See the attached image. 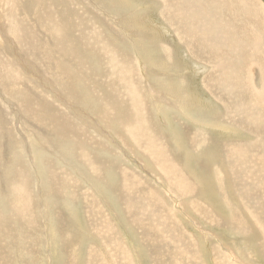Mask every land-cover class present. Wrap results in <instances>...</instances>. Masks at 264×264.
Wrapping results in <instances>:
<instances>
[{
  "label": "rangeland",
  "instance_id": "1",
  "mask_svg": "<svg viewBox=\"0 0 264 264\" xmlns=\"http://www.w3.org/2000/svg\"><path fill=\"white\" fill-rule=\"evenodd\" d=\"M35 1L34 8H31L34 20H30L22 18L17 12L19 0L12 3L0 0V25H5L1 33L2 51L6 52L8 46L9 52L14 54L7 53L4 59L0 57V114L7 118L5 129L0 127V165L7 158L8 162H15L17 166V169H11L14 174L10 170L5 173L6 183L13 180V184L6 187L7 193L3 196L0 194V264H264V169H194L195 172L187 169L184 173H178L175 169H160L157 159L154 164L150 155L136 141L129 143V140L138 139L137 136L126 140L124 135L133 130L147 131L148 142L154 144L151 149L155 151L154 156H157L156 153H162L159 156L166 153L167 158L175 161L186 153L191 158V155L204 154L206 160L211 161L217 154L222 157L220 153L224 146L245 143L247 137L213 130L210 125H202L186 114L182 117L169 107H166L168 115L165 118L158 108L148 106L149 87L159 73L152 80L143 77V61L133 53L134 48L122 30L118 31L125 42L120 46L106 35L105 27L97 26L96 19L92 20L89 12H82L85 13L82 18L80 10H86L82 0H56V3L54 0H44L47 2L44 5L39 3L42 0ZM157 1L156 8L151 10H145L136 3L135 9L126 7L124 13L122 10V14L118 12L120 15L115 16L109 10H102L100 14L106 19L107 27L113 20L119 22L117 19H122V15L129 17L132 12L135 17L133 22L142 20L148 28L151 26L150 31L159 29L161 37L157 39L168 46L173 58L189 64L183 76L180 75L181 85L191 84V93H196L201 98L200 102L205 103L208 94L201 85L205 69L195 66V63L199 67L202 64L195 62L194 57V60L191 56L189 58L176 34L167 27L166 31L165 21L160 14L162 1ZM93 2L97 3V0ZM257 2L263 4L264 8V0ZM56 8H59L57 13ZM64 9H71L70 18L65 17ZM51 19L57 20L50 23ZM94 26L100 32L96 33ZM112 26L119 28L114 22ZM35 29L39 35L43 33L41 43L29 32ZM69 33L77 36L78 45L74 44L76 42L69 37ZM15 34H19L17 38ZM100 37L105 40L102 47L97 44ZM79 45L84 51L82 54ZM106 45L114 49L113 53H116L113 48L116 47L123 57L128 58L126 60L132 69L133 65L136 66L134 58L138 59V71L135 69L134 72H137L141 82L136 84L138 86L133 93L139 95L140 111L131 105L129 89L118 84L117 67L121 61H110L111 57L105 56ZM34 50L41 53V60H36L39 56L36 58L35 52L31 55L30 52ZM160 50H153L148 59H157ZM106 51L110 50L107 48ZM7 57L10 61L15 57L22 58L27 63V72L22 73L15 64H10ZM145 81L147 85L149 82L147 90L137 91L140 90L136 89L139 86L144 88ZM77 83L82 88L77 87ZM50 85L57 94L46 91L50 90ZM153 85L154 89H150L152 96L169 97L160 94L158 86ZM81 89L83 97L82 91H79ZM33 94L41 96L40 100L32 98ZM126 97L130 100H126ZM36 109L41 112L37 117L33 114ZM72 109L78 110L79 115H75ZM194 110L191 111L192 115L199 119L206 118L207 122L205 119L203 122L207 124L217 121L211 108ZM42 118H46V121L42 122ZM143 119L145 122L142 123ZM27 121L35 125H30L32 130H27ZM176 121L185 122L192 129L181 139L182 150H178L172 142V129ZM126 122L129 127L125 126ZM38 124L40 131L44 130L42 133L47 130L45 135L37 134ZM7 125H10V129ZM14 137L20 139L19 145H15L16 150L9 151L8 140L14 142ZM262 137L260 142L264 144ZM48 139L62 140L65 144L55 150L59 142H54V152L51 153L50 149H46L50 144ZM35 145L36 148H33ZM82 149L89 153V158L85 156L84 161L80 160L83 154L77 153ZM253 153L261 152L256 150ZM195 180L197 190L194 188ZM177 185L181 188L180 193ZM2 186L0 181L1 190ZM133 196L137 199L132 200ZM137 202L141 209L146 210L143 215L151 216L150 212H156L152 215L154 222L162 220L159 217L165 214L175 235L180 237L179 243H166L160 233L163 227L150 226L149 217H143L140 213L138 216ZM155 209L159 211V217ZM179 244L185 247L180 249Z\"/></svg>",
  "mask_w": 264,
  "mask_h": 264
},
{
  "label": "bare ground",
  "instance_id": "2",
  "mask_svg": "<svg viewBox=\"0 0 264 264\" xmlns=\"http://www.w3.org/2000/svg\"><path fill=\"white\" fill-rule=\"evenodd\" d=\"M2 1L3 2L7 1V3H12L15 0H2ZM46 1L42 0L39 3L44 5L47 3ZM54 1L56 3V0H54ZM131 1H133V0H131ZM131 1L130 0H97V3H95V2H93V0H88V2H86V0L85 1L82 0V2L86 6L85 7L86 10L81 8L80 11H81V14H83L82 12H84V11L89 12L90 15H92V20L96 19L95 21L97 23V26L99 28L105 27L104 32L106 33V35L110 36V40L117 41V44L120 46H122V42H125V41L123 38H121L122 33L119 32L118 30H122L124 32V35L126 36L127 41L131 44L132 49L134 48L133 53L135 55H137L138 58H140L143 61L142 66L145 70V74H143V77H145V78L147 77L149 79L151 78V80H152L153 79L152 77L156 73H159L157 75V79H153V82L150 84L148 97H147L148 101L150 102V104L148 103L149 104L148 106L151 109L158 108V110L162 114L164 113L165 118L168 115V109L166 107H169L170 109L177 111L182 117H183V114H186L187 117L193 118V120L200 122L202 125H208V126L210 125L211 129H213V130H219L220 132L225 131L227 134L232 133L234 136L236 135V133H238L241 136L247 137L248 141L245 143H239V144H235V143L234 144H228L226 147L224 146V149H221L222 153H220V155H222L223 158L218 157L219 154H217L214 156L213 160L208 161L205 158L206 156L199 152V154H201L199 156H197V154L195 155V157L193 155H191L193 157V158H191L186 153V154H183L182 156L178 157L177 161H175L172 158H169V157L167 158L166 153H164V155H162V156H159L162 153L161 154L156 153L157 156H154L155 151L151 150L152 147H154V144H152L151 142H148V132L145 130H144V132H141L140 130L139 131L133 130L130 134H127L129 131L127 129L128 131L126 130L127 132H125V134H127V135H124L125 139L127 140L133 136H137L138 139L134 138L133 140H129V143L133 144V143L137 142L139 144V146L144 149L143 151L146 152L148 156L150 155V159L152 160V162L154 164H156L155 159H157V162L159 164L158 167L160 169H175L178 173L183 172L187 169H189V170L192 169L193 172H195L194 169H244V170L245 169H264V144H262L260 142L261 137L264 136V8H263V4L262 5L258 4L257 0H160V1H162L161 5L163 6L160 14L162 16V19L165 21L164 25H165L166 31L168 28L172 33L176 34V36L178 37L179 43L183 44V46L185 47V50L187 52L186 54L189 56V58H190V56H191V59H193L192 57H194L195 60L194 59L193 60L195 62H197V63L201 62V64H202L199 67L195 63V66H197L199 69L200 68L205 69L204 70L205 76L202 79L201 85L203 86L205 92L208 94V100H206L205 103H201L200 102L201 98H199L200 96H197L196 93L193 94L194 92L191 93L192 91L190 90L191 89L190 87H193V86H191V84H190V86L188 85L189 88H187L188 86L181 85V82H180V81H182L181 80L182 77H180V75H182V73H185L184 69L187 68L189 66V64L182 61L181 59H174L175 57L168 52V46H165L163 41H161L160 39H157V38L161 37L160 34H158L159 29L157 31H150L149 28L151 26L148 28L145 24L142 23L143 22L142 20L138 23L133 22L135 17H134V14L132 15V12H130L131 16H129V17L122 15V19H117V20H119V22H117L116 19L113 20V22L116 25L117 24L119 25L118 29L112 26L113 22L108 27L105 25L106 19L103 18V16L100 14L102 12V10L103 11L109 10L110 13L112 11L113 14L116 16V15L122 14V12L125 11L126 7L128 9L133 10L134 4H136V3L138 4V6H142V8L145 10H149V9L151 10L153 8H156L155 3L157 0H143L144 2H140L139 0H134L133 2H131ZM160 1H157V2H160ZM35 2H36L35 0L34 1L33 0H19V6L17 7V12L19 14H21L22 18H30V20H34L32 18V15H31L32 14L31 8H34L33 6H35V4H36ZM78 2H79V0H78ZM80 2H81V0H80ZM57 3H58V1H57ZM83 3H81V4L84 5ZM56 6H57V4H56ZM64 6H66V5H64ZM47 7H48V5H47ZM24 8H25L26 12L23 10ZM75 8H73L74 11H75ZM58 9L57 8H56V10L54 9L56 11V13H57ZM70 10L71 9L65 10V15H66L65 17L69 16V18H70ZM120 10H122V12H120ZM80 11L78 13H80ZM118 12H120V14ZM27 14H29L30 17H28ZM84 16H85V13L83 14L82 18ZM118 18H120V17H118ZM67 19L68 18H66V20ZM56 20L57 19H51L50 23H53ZM4 26L2 27L0 25V53H1L0 57L3 56L2 59L5 58L4 56L7 53L14 55L13 53L9 52L10 49H8V46H7V48L5 47L7 50L6 52H5V50H4V52L2 51L1 46L3 45V42L1 39V33H2V30L4 29ZM65 26H67V24H65ZM97 26H94L96 33L100 32L98 30ZM29 27H31V25ZM54 28H55V26H54ZM112 28L115 29L116 31L112 30ZM161 30L165 31L163 29H161ZM66 31H65V34H66ZM117 31H118V33H117ZM29 32L31 33V35H33L35 37V39H38L39 43H41L40 41H42L44 39V36L42 35L43 33H40V35H39L37 29L33 30V32L29 30ZM14 33H15V31H14ZM71 33H69V37H73L74 39L72 38V40H74L76 42L74 44L78 45L79 42L76 39L77 36H74V35H72L73 33L72 34ZM161 34L163 35L164 32H162ZM15 35L17 38V35H19V34H15ZM69 37H67V38H69ZM48 39L51 40V38H48ZM100 40H102V41L100 42ZM21 41H22V39H21ZM49 42H51V41H49ZM104 42H105V40L100 37L98 39V43H97L98 47L99 46L102 47L103 45H105ZM80 44H82V43L80 42ZM109 44L110 43H108L107 45H109ZM107 45H106V47H107ZM114 45L116 46L115 43H114ZM152 45H154V46H152ZM107 48L110 51H106ZM107 48L105 49V51L103 53L105 54L106 57H108V56L111 57L110 61L112 59H114L115 61L117 59L121 61L120 62L121 64L119 63L120 65L118 64L119 66L117 67L118 68L117 69V72H118L117 81L119 82L118 84L122 85L125 88L127 87L130 91V94L132 96L130 98L131 100L129 98H127L128 95L126 97V100L129 99L131 102V105L136 108V111H137V109L140 111L141 110V107H140L141 102H139V95L137 94V92L133 93L134 91H136L135 87L138 86L141 82L136 75L137 72H136V74L134 72L135 69H136V71H138L137 64H140L138 62V59L136 60V58H134L135 59L134 63H136V66L133 65V69H132L131 68L132 66L130 67L128 60H126L128 58L123 57V55L118 52L116 47H113V48H115L116 53L112 52L114 50V49H112V47H107ZM160 48L162 51L160 50L161 53L159 54V57L155 60H149L148 58H149V56H151V53L153 52V50H155V49L159 50ZM78 49L81 51L80 54L84 53V51L81 49L80 45H79ZM48 52H50V50ZM106 52H108V53L106 54ZM30 53H31V55L34 53L36 58L39 56V58H37V59L35 58L36 60H41L43 58L41 56V53L38 54V52H36L35 50L30 52ZM26 54L28 55V53H26ZM201 55L203 56V58L201 57ZM17 56H19V55H17ZM168 57L171 58V61H169ZM7 60L10 61L8 57H7ZM141 60H139V61H141ZM13 61H15V62H13ZM13 61H10V64H15V66H17L19 68V70L22 71V73H24L26 71V67H28V66H26L27 63L25 64L23 62L22 58L15 57V58H13ZM176 62L178 64H176ZM6 64H8V63H6ZM131 65H132V63H131ZM180 65L183 67L182 69L179 68ZM253 68H255V69H253ZM48 70H49V68H48ZM32 71H33V69H32ZM33 72H35V71H33ZM20 73H19V75H20ZM31 74H33V73H31ZM59 75H60V73H59ZM138 75H139V73H138ZM62 76H64V75H62ZM189 76H191V75H189ZM45 79H46V77H45ZM20 80H22V79H20ZM141 80H143L142 77H141ZM28 82L31 83L30 81H28ZM28 82H27V85H28ZM48 83L50 84L49 81H48ZM154 83L156 84V86L159 87V88L157 87V89H158V92L160 94L163 93L169 97L163 98L162 96H159V95L158 96L157 95L152 96V93H150L151 92L150 89L151 88L154 89V87H155L153 85ZM136 84H138V85H136ZM34 85H35V82H34ZM79 86H80V84L77 83V87H79ZM148 86H149V82L147 85V83L145 81L144 88H140V86H139V88H136V89H140L137 91H143L145 89L147 90ZM45 87H47V86L45 85ZM79 88H82V87H79ZM214 88H215V90H214ZM49 89L50 90H48V89L47 90L45 89V90L48 91V93L50 91L53 94L58 93V92L57 93L55 92L54 88L51 85L49 86ZM79 91H82V89ZM129 91H127V92H129ZM39 92H37V93H39ZM82 93H83V91L81 92V94ZM31 97L34 99L40 100L41 96L33 94V96H31ZM82 97H83V94H82ZM62 98L66 102L65 97H62ZM165 100H168L169 103H167ZM59 102L61 103V101H59ZM68 107H69V105H68ZM63 108H64V106H63ZM208 108L212 109V112H211L212 115L214 114L213 116L215 118H217V121L215 122V124H213V123L207 124V123L203 122L204 119L206 121V118L201 117V119H199L198 116L195 117L191 113V111H193L194 109L195 110H203V109H208ZM37 109H36V112L34 110L35 113H33V114H35L34 116H36V117L39 116L41 113V112L39 113V110H37ZM133 110H135V109H133ZM73 113L77 116L79 115L78 110L75 111V109H74ZM198 115H199V113H198ZM34 116L32 115V117H34ZM177 117H179V116H177ZM27 119L28 118H26V120ZM43 120L46 121V118H44V119L42 118V122H43ZM81 120H82V118H81ZM32 122H33V120H32ZM32 122L27 121L25 123V124H27V130L33 129L30 127V125H34ZM143 122H145V119L142 120V123ZM6 123H7L6 116L5 115L2 116L0 114V127L5 129ZM150 123L152 124V122H150ZM125 126H128V123ZM7 127L10 129V125H7ZM34 127H35V125H34ZM40 129H41V127L39 125L37 134H44L45 135L47 130H45V133H42V131H44V130L40 131ZM123 129H125V128L123 127ZM208 129L210 130V128H208ZM190 131H192V129H190V127L188 128V126L185 122L184 123H181L180 121L175 122V128L172 129V135H173L172 136V138H173L172 142L178 150L183 149V143L181 140V139H183L182 138L183 135L185 137V135H186L185 133L189 134V133H191ZM77 135H78V133H77ZM30 137H32V136H29V138ZM188 137H190V136H188ZM1 138H0V140H1ZM32 139H33V137H32ZM19 140L14 137V142H12L9 139L8 143H7L8 150L9 151L16 150L15 145L16 144L19 145ZM48 141H49V139H48ZM33 142H35V141H32V143ZM54 142H59L58 146L57 147L55 146V148H54L55 150L59 149L60 146H63V144H65V142H63L62 140L61 141H59L58 139L50 140L49 141L50 144H48L46 149H48V150L50 149L51 153L54 152L52 150V145ZM167 144L168 143L165 142V146L168 148ZM190 144H191V140H190ZM37 145H38V143H37ZM242 145H244V147H241ZM194 146H195V144H194ZM33 148H36V145ZM33 148H31V149L33 150ZM41 149L42 148H40V150ZM195 149H196V147H195ZM256 150H260L261 153L260 154L253 153ZM78 152H80L79 154H83L80 156V157L83 156V158L80 159L81 161H84L85 156H86V158L87 157L89 158V155H88L89 153L86 152L85 150H83V149L80 151L78 150L77 153ZM211 158H212V156H211ZM81 161H79V162H81ZM194 163L196 164V166ZM197 163H199L200 165L199 164L197 165ZM0 169H1L0 181L3 183L2 190L0 189V192H1L0 194H1V196H3L4 193H7L6 187L9 188L13 184L12 183L13 180H9L8 183H6L7 178L5 177V175H6L5 173H7L10 170L9 172L11 174H14V171L11 169H17V166L15 165V162H13V163L8 162V159L6 158L5 163L3 165H0ZM177 169H182V171L177 170ZM192 170H190V171H192ZM188 173L189 172L187 171V174ZM125 175H126V173H125ZM200 175H199V177H200ZM162 180H164V179H162ZM160 181H161V179H160ZM245 181H248V180L246 179ZM179 182H181V181H179ZM248 182H246V183H248ZM252 184H254V182ZM174 185H175V183H174ZM177 186H178L177 189L179 191L178 193H180L181 188L179 187V185H177ZM191 186H192V184H191ZM256 186H258V185H256ZM259 186H260V184H259ZM194 188H195V190H197L196 189V180H195ZM256 192H257V190H256ZM151 193H152V191H151ZM254 195H256V194H254ZM143 196L145 197V195H143ZM207 198L208 197L206 196V199ZM134 199H137V198L133 196L132 200H134ZM255 200H257V198L254 199V201ZM249 201L251 202V199ZM139 205H140V203L137 202L136 206L138 207V212H137L138 216H140L139 213L142 214V213L146 212V210L141 209V207ZM180 206L183 207V204L180 203ZM153 209H154V207H153ZM155 210L157 211V209H155ZM247 211H248V209H247ZM154 213H156V212H154ZM154 213L150 212L149 214H151V216H146L143 214L142 215H143V217L145 216V217H149L151 219V221L149 222L150 226H155L157 228L163 227L161 229L160 233H161V235L164 238L166 243L173 241V242L178 244L180 237L175 235V230H174L173 226L169 223L168 217L165 214H162V216L159 217V211H157V217H159V219L162 218V220H159V222H154V220L152 218V215ZM175 215H177V214L175 213ZM202 220H204V219H202ZM159 240L163 241L161 237H159ZM168 245L169 244H167V246ZM179 247L181 249V247H185V245L179 244ZM114 252H115V250H114ZM169 252L171 253V250ZM187 254H189V251ZM114 256H115V254H114ZM116 258H118V257H116ZM179 260H181V258H179ZM179 263L180 262H178V264Z\"/></svg>",
  "mask_w": 264,
  "mask_h": 264
}]
</instances>
